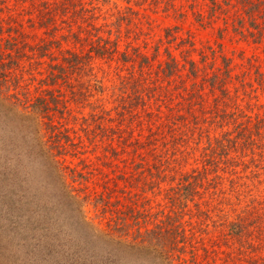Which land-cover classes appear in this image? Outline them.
<instances>
[{"label": "rangeland", "instance_id": "rangeland-1", "mask_svg": "<svg viewBox=\"0 0 264 264\" xmlns=\"http://www.w3.org/2000/svg\"><path fill=\"white\" fill-rule=\"evenodd\" d=\"M43 1L53 9L48 26ZM214 2L0 0V40L28 44L12 74L32 95L47 65L30 59V45L54 36L55 57L70 50L85 62L73 98L63 90L73 139L65 147L37 120L0 105V264H143L108 236L110 217L129 206L163 219L166 192L181 174L202 170L216 138L218 170L209 177L219 197L197 198L209 217L190 202L183 219L196 233L197 262L264 264V0H251L253 19L248 0ZM172 57L178 68L166 74ZM242 126L250 146L223 154L224 133ZM138 163L164 170L160 186L139 181ZM100 194L107 205L97 208ZM240 219L242 237L230 231Z\"/></svg>", "mask_w": 264, "mask_h": 264}, {"label": "trees", "instance_id": "trees-1", "mask_svg": "<svg viewBox=\"0 0 264 264\" xmlns=\"http://www.w3.org/2000/svg\"><path fill=\"white\" fill-rule=\"evenodd\" d=\"M212 1L215 3L214 0ZM230 1L225 0L226 3ZM248 3L249 6H246L245 12L249 18L253 19L252 13L258 8L251 0H248ZM42 4L44 6L43 12L47 15L44 25L48 26L46 23L51 20L50 14H52L53 9L49 7L48 1H43ZM82 9L84 10V7L81 8V11ZM63 12L66 16L69 10H64ZM53 37L50 40H43L44 44H40L38 47L29 46L32 56L30 59L36 56L41 60H45L44 62L47 65L45 76H41V79L37 80L38 86L36 84L34 87L36 92L40 91L36 95H32L30 87L26 84L21 86L19 75L15 73L20 66L21 51L28 44L20 47L19 41L14 38L6 41L5 44L0 40V105L11 108L24 119L32 118L37 120L42 127L46 126V129L43 128L45 129L42 132L43 136H47L51 142L56 140L65 147V143H72L73 139L64 121L67 119L69 109L67 100L64 99L66 92L63 90H68L72 94L71 98H73V95H75L73 77L75 74L81 73L85 67V62L79 53L76 54L70 50L62 51L61 58L55 57L53 44L58 41ZM99 40L101 41L102 38H99ZM38 49L40 50L38 51ZM105 49H100L99 51H106ZM174 61L175 58L172 57L166 63V67L162 68V71L166 74L174 73L178 68L177 61ZM31 63L33 64L34 62ZM190 64L194 66L193 62H190ZM12 70H15L14 74H12ZM191 71L194 73L195 69L192 67ZM35 77V75H32L33 79ZM91 78H93L92 80L95 83L100 82L95 74H92ZM11 79L15 80L14 86L10 84ZM56 113L59 120L54 122L52 119H54ZM44 118L48 122L41 123ZM74 120L76 119L74 118ZM247 131L248 128L242 126L234 137L224 133L225 139H221L220 142L223 154H227L226 149L230 146L234 147V149H238V146H242V149L249 147L252 136ZM226 141L232 144L229 145ZM207 147V154L204 157L206 160L203 163L202 170L194 168L190 173L181 174L182 176L178 183L170 187L166 192L170 211L165 213L162 210V213H165L163 219L158 220L147 214L139 215V212L134 207L129 206L127 210L110 217L107 224L108 236L117 242L129 256H134L135 261L143 264H198L196 233L187 228V226L190 227L191 222L187 224L183 219L189 212L186 206L190 202L196 207L195 213L199 217L203 215L209 217L210 208L203 210L197 198L202 199L204 194L219 197V182L213 184L211 182L214 178L211 179L209 177L210 172L213 173V171L218 170V165H215V163L219 162L217 161L219 139L216 138L215 143L213 140L210 141ZM223 160L225 163L227 162V159ZM57 161L59 163L56 162V164L59 166L61 162ZM138 165L140 170L137 178L143 182L144 186L151 187L153 184L160 186V179L158 180V178H163L164 176L162 175H166L162 174L164 170H153L152 167L143 168L139 163ZM63 176L65 177L66 175L63 173ZM217 177L219 178L218 175L215 178ZM235 186L233 185L234 188ZM79 197L75 196V198ZM95 200L97 208L102 203V205H107L105 198L101 194ZM244 224L245 222L242 219L238 222H232L230 226L232 235L242 237L243 234L244 236L247 231ZM187 254H190L189 258L186 257Z\"/></svg>", "mask_w": 264, "mask_h": 264}]
</instances>
